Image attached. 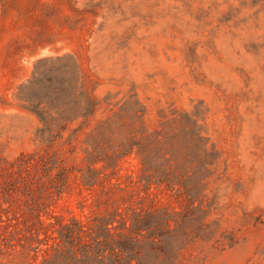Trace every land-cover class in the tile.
<instances>
[{
  "label": "rangeland",
  "instance_id": "374dc122",
  "mask_svg": "<svg viewBox=\"0 0 264 264\" xmlns=\"http://www.w3.org/2000/svg\"><path fill=\"white\" fill-rule=\"evenodd\" d=\"M90 101L86 126L54 146L69 172L85 165L84 134L120 108L149 127L162 112L198 111L207 213L174 264H264V0H0V183L35 146L32 108H64L66 138ZM118 168L134 175L138 157ZM9 192L0 220L18 223L28 200ZM24 256L0 239V264Z\"/></svg>",
  "mask_w": 264,
  "mask_h": 264
},
{
  "label": "trees",
  "instance_id": "16d2710c",
  "mask_svg": "<svg viewBox=\"0 0 264 264\" xmlns=\"http://www.w3.org/2000/svg\"><path fill=\"white\" fill-rule=\"evenodd\" d=\"M95 105L74 114L83 121L66 138L64 108L30 110L38 121L35 146L6 164L0 183L2 201L14 189L28 207L18 223L0 220V239L27 264H174L197 234L192 224L207 213L202 192L212 154L199 112H162L149 127L120 108L84 134L85 165L69 172L54 146L69 145ZM129 154L140 162L134 175L117 171ZM63 196L74 197V209L55 208Z\"/></svg>",
  "mask_w": 264,
  "mask_h": 264
}]
</instances>
